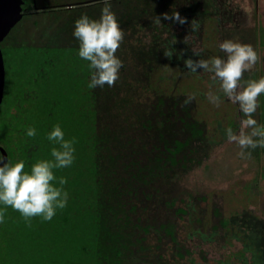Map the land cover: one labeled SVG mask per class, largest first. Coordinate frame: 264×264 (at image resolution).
I'll return each instance as SVG.
<instances>
[{
  "label": "trees",
  "instance_id": "16d2710c",
  "mask_svg": "<svg viewBox=\"0 0 264 264\" xmlns=\"http://www.w3.org/2000/svg\"><path fill=\"white\" fill-rule=\"evenodd\" d=\"M29 2L27 11L33 9V0ZM109 2L124 32L116 52L123 67L113 87H88L89 62L79 57V41L73 36L82 15L99 19L103 1L87 8L24 13L0 42L6 67L0 111L7 101L17 108L9 109L0 130L8 163L23 160L29 171L38 160L53 159L51 149L59 145L47 136L57 124L65 139L76 141L73 164L54 169L57 178H67V206L51 221L32 218L31 226L7 207L0 223V264H160L149 238L161 237L167 227L154 209L162 201L171 204L161 195L163 186L188 156L180 157L179 146L166 144L164 135H183L188 114L183 99L153 87L152 76L165 64L184 71L185 60L202 56L193 53L200 51L191 40L184 41V30L170 28L163 18L172 15L177 0ZM33 15L40 17L17 41L10 38ZM166 49L174 50L171 58L164 55ZM9 61L16 69L14 84ZM29 127L36 129L35 137L26 135ZM229 223L243 231L244 252L250 253L243 264H264L263 221L244 211Z\"/></svg>",
  "mask_w": 264,
  "mask_h": 264
},
{
  "label": "rangeland",
  "instance_id": "374dc122",
  "mask_svg": "<svg viewBox=\"0 0 264 264\" xmlns=\"http://www.w3.org/2000/svg\"><path fill=\"white\" fill-rule=\"evenodd\" d=\"M254 1L231 0L230 7L234 9L237 23L228 20L223 23V14L219 10L210 12L207 0H198V30L193 32L190 22L175 29L185 31L194 50L202 53V59L224 58L218 45L225 39L251 44L261 60L252 71L244 73L243 79L258 80L264 77V0H260L259 11ZM42 3L43 0H38V5ZM39 17L25 18L16 32L13 29L10 38L17 41ZM12 64L9 61L8 68L11 84H14L16 69ZM209 76L202 69L191 73L172 64L158 67L152 76L153 87L183 99L184 115L188 114L187 130L183 135L172 132L164 135L166 144L179 146L180 157L182 153L188 156L182 166L174 168L168 176L169 183L163 186L161 195L171 204L162 201L154 209L157 211L154 216L167 227L161 237L149 238L156 249V255H153L160 264H165L166 260L170 264H243L245 257L250 258V253L244 252L245 241L240 239L243 231L229 223V219L248 211L264 223V152L246 149L244 151L251 152V156L242 158L240 147L227 141L225 130L231 127L238 134L241 121L246 117L238 104L226 98L219 107L208 101L209 85H212L211 91L219 89V82L213 83ZM192 95L195 98L186 104ZM258 103L253 118L258 126H264V94ZM10 108L12 104L7 101L0 111V130L7 123ZM10 110L16 112L17 108L13 106ZM189 144L191 148H188Z\"/></svg>",
  "mask_w": 264,
  "mask_h": 264
},
{
  "label": "clouds",
  "instance_id": "9594fccd",
  "mask_svg": "<svg viewBox=\"0 0 264 264\" xmlns=\"http://www.w3.org/2000/svg\"><path fill=\"white\" fill-rule=\"evenodd\" d=\"M103 3L104 7L99 19L82 15L75 21L73 31V36L79 41V57L89 62L90 89L104 85L115 86L120 69L123 67L116 52L124 39V32L116 14L112 11L109 0H103ZM163 18L181 25L187 22L179 12H173L171 16L164 14ZM154 22L161 24V18L155 17ZM198 27V21L193 20L192 31H197ZM186 40L187 37L184 41ZM218 46L225 54L224 58L213 56L196 61L189 58L184 64L191 73H198V70L202 69L204 73L210 74L209 78L213 83L219 82L218 91H211L212 85H209L210 90L206 93L208 101L215 107L221 105L223 98L239 105L240 111L246 118L241 121L238 134L229 127L225 130V135L229 143H235L240 147L239 155L242 158L250 157L251 152L244 150L264 148V126H258L253 118L259 107V97L264 94V77L247 81L243 77L245 72L255 68L261 57L251 44L225 39ZM173 52L172 49H166L164 55L171 58ZM193 53L197 56L201 55L200 52ZM194 98V95L189 96L185 103H190ZM248 129L251 131L247 132ZM26 135L35 137L37 131L34 127H29ZM47 139L59 145V148L51 149L53 159L38 160L32 164L29 171H25L23 160L0 166V205L4 206L0 208V223L5 220L7 207L18 211L26 224L31 226L32 218L40 217L43 221H51L57 210L67 206L69 194L63 187L68 183L67 178H57L54 169L67 168L73 164L76 141L75 138L65 139L59 124L53 127Z\"/></svg>",
  "mask_w": 264,
  "mask_h": 264
},
{
  "label": "flooded vegetation",
  "instance_id": "af4514ba",
  "mask_svg": "<svg viewBox=\"0 0 264 264\" xmlns=\"http://www.w3.org/2000/svg\"><path fill=\"white\" fill-rule=\"evenodd\" d=\"M23 4V11L24 13H39L46 10H66L69 8H75V7H93L98 2H102L103 0H44V3L42 5H38V0H33V9L30 11H27L25 8L29 6V0H24ZM198 0H177V4L174 7V12H179L181 17L185 18L187 22L192 23L193 20L200 21V13L198 12ZM206 1V0H205ZM201 2H204V0H201ZM255 7L257 11H259V8L261 6L260 0H255ZM208 8L210 12L213 13L219 12L223 14V23L227 20L230 23H237V17L235 16L234 9L230 6L232 5L231 0H207ZM222 9V10H221ZM173 14V12H172ZM187 22L183 25L179 24L178 22H173L172 20L168 21L170 28H175L176 26L182 27L186 26Z\"/></svg>",
  "mask_w": 264,
  "mask_h": 264
},
{
  "label": "water",
  "instance_id": "95a60500",
  "mask_svg": "<svg viewBox=\"0 0 264 264\" xmlns=\"http://www.w3.org/2000/svg\"><path fill=\"white\" fill-rule=\"evenodd\" d=\"M24 0H0V42L8 35L11 29L24 15ZM6 83V67L3 50L0 46V106L4 99ZM7 149L0 144V166L8 163Z\"/></svg>",
  "mask_w": 264,
  "mask_h": 264
}]
</instances>
